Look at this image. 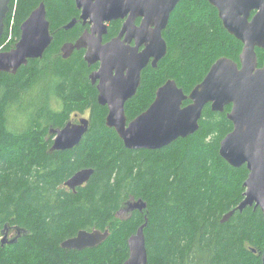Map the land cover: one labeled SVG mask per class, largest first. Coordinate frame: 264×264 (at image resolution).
Returning a JSON list of instances; mask_svg holds the SVG:
<instances>
[{"label":"trees","instance_id":"1","mask_svg":"<svg viewBox=\"0 0 264 264\" xmlns=\"http://www.w3.org/2000/svg\"><path fill=\"white\" fill-rule=\"evenodd\" d=\"M43 2L53 39L41 59L29 60L15 74L0 72V233L24 231L2 245L0 264H123L127 239L144 228L147 264H262L264 221L259 208L222 217L243 199L248 171L219 155L232 129L224 112L207 105L199 128L159 150H128L105 126L106 108L96 102L88 79L93 67L61 46L81 33L74 0H11L0 51L19 40L20 25ZM113 33L119 22H112ZM11 34V35H10ZM10 35V40L8 37ZM165 57L141 73L140 87L125 105L130 121L144 112L156 90L174 80L184 94L201 82L210 66L226 57L238 62L242 44L223 28L206 0H181L162 33ZM258 67L264 50H256ZM189 101H185L187 105ZM88 111L89 127L68 151L51 152L50 130ZM81 169H93L74 192L64 182ZM141 199L146 208L117 214ZM108 231L99 246L67 251L60 244L78 231Z\"/></svg>","mask_w":264,"mask_h":264},{"label":"water","instance_id":"2","mask_svg":"<svg viewBox=\"0 0 264 264\" xmlns=\"http://www.w3.org/2000/svg\"><path fill=\"white\" fill-rule=\"evenodd\" d=\"M181 0H74L80 11L63 26L72 29L79 21L88 24L74 43L61 47L62 57L84 49V61L99 68L89 75L97 84V103L107 107L105 126L113 129L128 150H159L178 139L193 135L199 128L203 109L224 112L232 124L231 131L219 145V155L233 168L245 166L248 176L243 183L242 201L225 214L227 222L247 207L259 208L264 221V62L258 67L256 50H264V0H206L218 13L223 28L242 44L238 62L221 57L209 68L200 83L189 94L168 80L155 92L148 108L130 121L125 115V103L137 92L142 71L150 65L156 68L167 53L162 33L170 15ZM11 0H0V39ZM140 19L137 25L136 20ZM123 21L119 35L102 44L108 23ZM20 37L8 51H0V72L15 74L29 60L41 59L52 42L50 23L43 2L20 25ZM125 36L124 40L121 38ZM134 42L133 47L129 44ZM142 49L139 51V49ZM114 73V74H113ZM185 101H189L184 105ZM88 118L68 121L60 129H51V152L68 151L76 147L88 131ZM93 169H81L65 182L72 191L86 184ZM146 203L141 199L127 204L125 211L142 212ZM147 220L127 239L128 257L123 264H147L144 228ZM108 231H79L63 241V250L82 251L99 246ZM2 245L4 240H2ZM10 243H13L12 241ZM264 264V248L261 254Z\"/></svg>","mask_w":264,"mask_h":264},{"label":"flooded vegetation","instance_id":"3","mask_svg":"<svg viewBox=\"0 0 264 264\" xmlns=\"http://www.w3.org/2000/svg\"><path fill=\"white\" fill-rule=\"evenodd\" d=\"M79 15H80V11H78V18H79ZM113 22H119V26H118V28H116V30H114L113 31V33L111 32V34L109 33V30H111L112 31V22H110V23H108V26H107V33L103 36V39H102V44H104V43H108V42H110L112 39H114V38H116L118 35H119V33H120V31H121V27H122V23H123V21H121V20H118V21H113ZM140 23V19H137L136 20V24L138 25ZM82 27H83V29L81 30V33L78 35V37L83 33V32H85V31H89V28H90V26L88 25V24H85V25H81ZM78 37L77 38H75L74 39V41L73 42H69V43H74L77 39H78ZM124 38H125V36H123L122 38H121V41H123L124 40ZM66 43H68V42H66ZM65 44V43H64ZM133 45H134V42L132 41L130 44H129V46L130 47H133ZM62 47V46H61ZM142 49V47L139 49V51ZM82 50V52H83V57H84V53H85V50L84 49H81ZM81 50H78V51H81ZM75 51H77V50H75ZM60 52H61V48H60ZM74 53V52H73ZM61 54H62V52H61ZM84 59V58H83ZM148 66H150V65H148ZM90 67H93V69H92V71L91 72H93V71H96V70H98V68H99V63H96L95 65H92V66H90ZM114 74V73H113ZM88 79H89V77H88ZM89 81H90V79H89ZM140 82H141V80H140ZM99 83V81H96V83L95 84H91V82H90V85L92 86V88L94 89V91H95V94H96V102H97V95H98V90H97V84ZM141 85V84H140ZM140 85H139V87H140ZM139 87H138V89H139ZM137 89V90H138ZM134 97V96H133ZM132 97V98H133ZM130 100V99H129ZM128 100V101H129ZM127 101V102H128ZM127 102L125 103V105L127 104ZM99 105V104H98ZM101 107H105L106 108V111H107V107L106 106H101ZM210 107V106H209ZM227 108V107H226ZM230 108H231V106H229V110H228V112L230 111ZM88 112V111H87ZM227 112V113H228ZM227 113H226V115H227ZM75 116H77V115H75ZM227 118V117H226ZM74 122H77V121H75L74 120ZM63 187H64V189H66V190H69V191H72V190H70L69 188H67V187H65L64 186V184H63ZM72 192H74V191H72ZM121 212H126L125 211V209L124 210H121ZM128 212H130V211H127V213ZM117 216V215H116ZM91 231H93V230H91ZM91 231H89V232H91ZM79 232V231H78ZM77 232V233H78ZM22 234H24V231H21V230H13V229H9L8 227L4 230V232H3V240H4V242H5V244H9L11 241L12 242H16L17 240H18V238L22 235ZM8 235H10L11 236V238H9L8 239ZM77 235V234H76ZM75 235V236H76ZM74 237V236H73ZM72 238V237H71ZM69 239V238H68ZM67 240V239H66ZM65 241V240H64ZM3 245H4V243H3ZM67 251H76V250H67Z\"/></svg>","mask_w":264,"mask_h":264},{"label":"rangeland","instance_id":"4","mask_svg":"<svg viewBox=\"0 0 264 264\" xmlns=\"http://www.w3.org/2000/svg\"><path fill=\"white\" fill-rule=\"evenodd\" d=\"M11 35V34H10ZM10 35L8 37V41L10 40ZM88 117V112L86 111L83 115H79V116H72L70 119V122L74 123V120L77 121L79 118H87ZM127 217V211L126 212H119L117 214V218L119 219H124ZM8 239L11 238L10 235L7 236ZM0 240H3V235L0 233Z\"/></svg>","mask_w":264,"mask_h":264}]
</instances>
